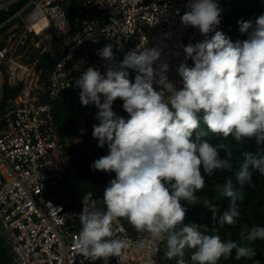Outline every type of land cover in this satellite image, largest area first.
<instances>
[{
  "label": "clouds",
  "instance_id": "1",
  "mask_svg": "<svg viewBox=\"0 0 264 264\" xmlns=\"http://www.w3.org/2000/svg\"><path fill=\"white\" fill-rule=\"evenodd\" d=\"M187 8L181 23L198 28L202 35H214L182 46L181 89L168 81L169 65L156 64L160 49L131 50L117 62L111 44L99 52L105 62L103 74L89 67L76 82L81 105L98 109L93 137L99 147L107 144L108 148V154L91 167L115 173L101 199H93L91 191L82 197L81 229L73 244L85 259L109 264L115 257L117 264H128L130 248L142 250L166 240L164 255L176 264H219L233 252L236 260L253 259L256 251L249 245L264 241L261 226L242 232L239 240L204 234L195 223L184 224L186 208L181 203L195 204L206 176L232 168L231 146L213 144L209 134L225 139L231 135L237 141L255 137L258 145L264 144V13L254 20L238 21L240 33L248 38L233 42L215 30L221 9L214 0H189ZM128 69L136 73L134 82ZM118 98L127 119L113 110ZM242 157L235 171V182L241 187L251 184L253 171L264 175V155L242 152ZM222 195L230 198V205L218 224L235 226L243 197L232 179L225 181ZM49 209L56 214L61 210L51 204ZM122 218L143 238L136 242L117 238L113 225ZM186 249L192 250L190 262L184 258Z\"/></svg>",
  "mask_w": 264,
  "mask_h": 264
},
{
  "label": "built area",
  "instance_id": "2",
  "mask_svg": "<svg viewBox=\"0 0 264 264\" xmlns=\"http://www.w3.org/2000/svg\"><path fill=\"white\" fill-rule=\"evenodd\" d=\"M21 1L0 0V12ZM234 1L214 0L221 9V22L215 30L231 40L235 26L223 12ZM259 1L264 6V0ZM188 2L28 0L10 18L21 19L23 11L33 5L23 17L17 41L0 45V73L10 85L24 83L26 90L0 112V228L16 264H104L102 259L92 261L77 253L73 240L81 229L80 213L54 195L55 186L66 174L68 155L54 118L53 102L66 93L79 98L76 82L87 68L99 69L103 74L105 62L99 52L108 44L113 46L116 59L124 49H160L162 55L156 64L167 63L168 81L181 89L178 67L185 60L182 46L214 35H202L198 28L181 23ZM73 4L79 6V13L72 11ZM84 9L96 14H85ZM29 36L47 40L54 55L52 69L41 86L42 98L31 96L27 87L30 71L18 55V40ZM187 64L194 66L191 59ZM154 88L161 90L155 83ZM49 204L61 210L50 213ZM113 230L117 238L133 242L143 238L121 219L114 223ZM165 241L142 250L130 248L128 264H164L160 253ZM109 264H117L116 258H110Z\"/></svg>",
  "mask_w": 264,
  "mask_h": 264
},
{
  "label": "rangeland",
  "instance_id": "3",
  "mask_svg": "<svg viewBox=\"0 0 264 264\" xmlns=\"http://www.w3.org/2000/svg\"><path fill=\"white\" fill-rule=\"evenodd\" d=\"M28 0H23L20 5H24ZM77 13L80 12L79 6L72 5ZM33 8L29 5L22 13L21 19L17 18L10 22V18H2L0 13V44H13L17 41L19 30L23 27V17ZM7 9L6 11H8ZM85 14L94 15L96 13L89 10H82ZM264 13V6L259 0H236L226 5L223 15L233 23L236 32L233 42L243 41L248 38V34H241L238 21L249 19L254 20L258 15ZM18 55L25 66L29 68L30 76L27 81V87L31 89V96L41 95V86L46 82L53 63L54 55L48 45L47 40H41L29 36L27 39L19 41ZM46 44V45H45ZM126 54V53H125ZM122 51L118 55L117 62L124 57ZM129 79L134 82L135 71L128 69ZM25 90V84L10 85L4 73H0V111L6 105L14 100L18 94ZM26 91V90H25ZM103 99V98H102ZM7 103V104H6ZM55 115L58 121L59 134L68 155V167L63 179L54 188V195L60 201L73 210L82 213V197L89 191L93 193V199H101L104 189L110 181L115 178V173H106L94 170L91 166L94 161L108 154L107 144L103 148L98 146V139L93 137V125L96 123V114L98 109L95 105L82 106L80 101L74 98H65L59 100L55 105ZM113 110L125 119L129 118L123 110V101L116 99L113 103ZM83 130V132H81ZM195 137H193L194 139ZM207 139L215 143H226L232 148L231 164L232 168L228 170H216L211 177H205V187L196 193L197 200L195 204H189L181 201L186 208V217L184 224L195 223L200 226V231L207 235H219L223 240H239L240 234H247L252 227H264V175L256 171L252 173L251 184H245L242 187L235 182V171L238 170L242 162V152H252L257 155H264V144L260 148L256 146L255 137L237 141L233 136L224 138L209 134ZM85 156V160L80 157ZM223 156L224 154L221 153ZM227 179H232L235 190L243 197L239 202L240 217L235 226L225 225L220 227L218 224L220 216L230 205V198L222 195L223 186ZM103 207V205H98ZM213 212L216 213V219H213ZM127 227L136 232L126 219H121ZM244 243H247L246 241ZM256 251L253 259L236 260L235 252L227 259H221L219 264H264V241L257 240L251 245ZM166 241L162 247L160 258L164 264H176V260H169L165 257ZM192 250H185V260L190 262ZM0 264H16L12 254L4 242L0 228Z\"/></svg>",
  "mask_w": 264,
  "mask_h": 264
},
{
  "label": "trees",
  "instance_id": "4",
  "mask_svg": "<svg viewBox=\"0 0 264 264\" xmlns=\"http://www.w3.org/2000/svg\"><path fill=\"white\" fill-rule=\"evenodd\" d=\"M22 6L20 5V3H18V4H16V5H14V6H12L11 8H9V10L8 11H2V12H0V13H3V15L1 16L2 18H11L12 16H14V14L21 8ZM14 20V19H13ZM13 20H11L10 22H13ZM235 32H236V29H235V31H234V33H233V38H232V41H233V39H234V37H235ZM1 45V44H0ZM122 53L123 54H125V53H127V51H126V49H124V50H122ZM65 98H74V99H77V100H79V98L78 97H76L75 95H72V94H70V93H66V94H64L63 96H62V98L61 99H65ZM61 99H59V100H61ZM59 100H56V101H54L53 102V114H54V118H55V121H56V124H57V126H58V121H57V118H56V115H55V110H54V108H55V105H56V103L59 101ZM80 101V100H79ZM7 104V103H6ZM8 105V104H7ZM6 105V106H7ZM3 110V109H2ZM1 110V111H2ZM0 111V112H1ZM96 124V123H95ZM58 131H59V126H58ZM60 133V132H59ZM256 146H257V148L259 147L260 148V146H261V144H257L256 143ZM66 153H67V151H66ZM80 157L83 159V161L85 160V156L83 155V154H80ZM68 164H69V162L67 163V167H68ZM67 167H66V170H67ZM3 237V236H2ZM4 239V238H3ZM5 242V241H4Z\"/></svg>",
  "mask_w": 264,
  "mask_h": 264
}]
</instances>
